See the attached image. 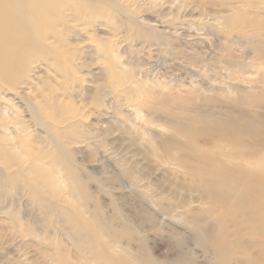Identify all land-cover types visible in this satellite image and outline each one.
Here are the masks:
<instances>
[{
    "label": "rangeland",
    "instance_id": "374dc122",
    "mask_svg": "<svg viewBox=\"0 0 264 264\" xmlns=\"http://www.w3.org/2000/svg\"><path fill=\"white\" fill-rule=\"evenodd\" d=\"M130 1L73 29L80 68L40 59L22 87L89 123L54 136L0 88L27 121L0 123V264H264V0Z\"/></svg>",
    "mask_w": 264,
    "mask_h": 264
},
{
    "label": "bare ground",
    "instance_id": "6f19581e",
    "mask_svg": "<svg viewBox=\"0 0 264 264\" xmlns=\"http://www.w3.org/2000/svg\"><path fill=\"white\" fill-rule=\"evenodd\" d=\"M105 2L118 8V5H129L131 1L0 0V88L3 87L9 91H6V93L9 94V99L13 98L14 102L24 99L26 102L24 105L30 113V117L37 120L38 124L44 126L54 136L58 135V131L60 130L58 126L61 124L69 121H84L85 123H89L90 119L80 112V109L65 92L58 96V103L55 104V106H60L68 115L63 121L57 120L51 112H49V120L38 118L35 110L39 106V100L25 97V92H23L22 88L25 79H28L32 72L33 74L35 73L33 64L40 59H53L56 61V65L62 64V66H65L67 72L75 70L74 68L72 70L73 65L80 68V63H77L79 61L75 49L84 43L85 40L93 44L95 41L86 38L79 44L74 42L77 41L78 37H81L82 34L80 33L90 26L85 21V13L101 10L102 8L99 6H102ZM243 11V8L236 9V12H234L235 17L229 19V22L232 24L237 23L239 27H230L227 31H234L239 28L243 30L248 23H251L243 21L240 18L242 16H250V14L244 16ZM135 21L140 27L154 32V28L145 25L142 21L138 19H135ZM90 23L94 24L93 21H90ZM74 28L82 30H80L81 32H74ZM212 28L215 30L220 29L217 26H212ZM223 28H226L225 24H223ZM112 39H114V53H118L120 39H115V37ZM205 47L209 48L208 45ZM201 53H203V49ZM61 82H64V80ZM61 82L57 84L59 87L61 86ZM10 110L11 115L7 116L5 114L4 118L0 119V123L11 122L13 116L26 121L25 117L20 116L23 113L20 106L16 104L12 105ZM97 118L99 117L97 116ZM47 138H50V136ZM13 172H16V170Z\"/></svg>",
    "mask_w": 264,
    "mask_h": 264
}]
</instances>
